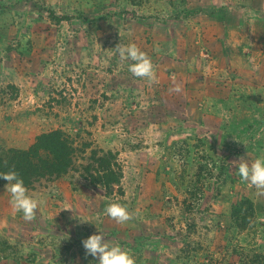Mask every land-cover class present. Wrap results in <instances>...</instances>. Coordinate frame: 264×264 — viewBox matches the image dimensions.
Here are the masks:
<instances>
[{"label":"rangeland","instance_id":"rangeland-1","mask_svg":"<svg viewBox=\"0 0 264 264\" xmlns=\"http://www.w3.org/2000/svg\"><path fill=\"white\" fill-rule=\"evenodd\" d=\"M55 130L75 170L26 187L32 221L0 184V264H99L82 240L100 233L135 264H264V196L233 165L264 158V0H0V146ZM98 151L122 172L108 192L82 176ZM113 202L133 219L105 216Z\"/></svg>","mask_w":264,"mask_h":264},{"label":"trees","instance_id":"trees-1","mask_svg":"<svg viewBox=\"0 0 264 264\" xmlns=\"http://www.w3.org/2000/svg\"><path fill=\"white\" fill-rule=\"evenodd\" d=\"M75 149L69 137L62 131L39 135L35 143L28 149H6L0 146V173L14 170L24 180L26 187L44 179H58L75 170ZM91 165L82 167V175L92 185L100 186L111 191L118 186L122 179V172L117 165L116 158L110 152H92ZM0 178V184L5 182ZM247 205L242 211L240 207ZM254 217V208L249 201L239 204L232 214L235 224L239 228L246 227Z\"/></svg>","mask_w":264,"mask_h":264},{"label":"clouds","instance_id":"clouds-1","mask_svg":"<svg viewBox=\"0 0 264 264\" xmlns=\"http://www.w3.org/2000/svg\"><path fill=\"white\" fill-rule=\"evenodd\" d=\"M121 61L130 60L128 71L137 78H146L150 84H158L153 63L148 55L134 43L123 45L118 44L115 49ZM171 91L179 93L180 85H176ZM238 168V175L249 187L256 189L258 196H264V158H257L251 163L241 158L238 162L233 161ZM0 178L8 181L6 192L10 195L9 203L14 212L22 213L25 221H32L36 217L40 200L29 194L24 180L18 173L11 170L7 173H0ZM104 215L118 224H125L133 219L128 209L120 203H110L104 210ZM86 255L98 258L99 264H135L133 256L127 250H123L118 244H111L104 239L103 234H93L82 240Z\"/></svg>","mask_w":264,"mask_h":264}]
</instances>
